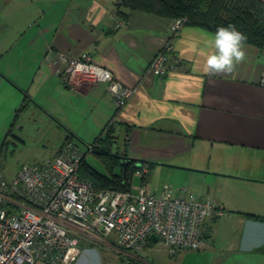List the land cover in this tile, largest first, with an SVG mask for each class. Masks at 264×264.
I'll use <instances>...</instances> for the list:
<instances>
[{
    "label": "crops",
    "instance_id": "0c3cea01",
    "mask_svg": "<svg viewBox=\"0 0 264 264\" xmlns=\"http://www.w3.org/2000/svg\"><path fill=\"white\" fill-rule=\"evenodd\" d=\"M116 3L2 0L1 164L9 136L19 138L14 131L22 130L24 121L42 120V126L62 139L51 147L53 155L66 138L92 143L115 113L105 84H65L43 60L48 49L52 54L88 52L94 62L135 87L116 115L113 152L142 159L147 168L165 166L172 174L181 168L177 165L184 170L202 167L197 157L205 151L264 157V49L245 44L246 59L233 73L208 76L199 53L208 51L205 41L214 37L213 32L184 24L173 34L172 18ZM119 17L123 23L116 27ZM168 40L173 44L175 69L159 78L147 68ZM16 170L6 175L12 177ZM236 175L241 185L251 189L248 198L200 196L216 199L225 214L205 222L199 249H181L170 256L151 239L138 249H126L114 235L100 246L120 253L116 256L109 250V257L121 264H264V178ZM97 251L85 249L74 264L86 261V254L98 257Z\"/></svg>",
    "mask_w": 264,
    "mask_h": 264
},
{
    "label": "built area",
    "instance_id": "2783aa9c",
    "mask_svg": "<svg viewBox=\"0 0 264 264\" xmlns=\"http://www.w3.org/2000/svg\"><path fill=\"white\" fill-rule=\"evenodd\" d=\"M122 23L118 20L115 26ZM184 23L185 18L174 19L171 32L175 34ZM43 60L69 86L105 84L115 106L107 127L114 125L136 90L94 62L88 52L52 54L48 49ZM175 62L168 40L147 71L163 78L175 69ZM99 146L96 140L82 151L66 138L55 154L22 163L12 177L0 161V264H74L86 246L96 249L110 235L118 245L138 249L155 234L168 254L175 256L181 249H199L205 222L225 214L216 199L200 197L185 186L149 189L144 166L134 170L126 190L96 187L80 175L79 168L87 152ZM134 176L141 177L137 185L131 183Z\"/></svg>",
    "mask_w": 264,
    "mask_h": 264
},
{
    "label": "rangeland",
    "instance_id": "374dc122",
    "mask_svg": "<svg viewBox=\"0 0 264 264\" xmlns=\"http://www.w3.org/2000/svg\"><path fill=\"white\" fill-rule=\"evenodd\" d=\"M1 2L2 0H0ZM33 119L21 123L24 125L22 130L14 131L19 138L13 137L12 133L9 136V142L2 160L5 173L8 176L9 172L12 174L22 163H34L46 159L53 153L51 147L62 141V139H57L58 135L50 128L48 129L47 125H41L42 120L33 122ZM75 143L78 144L82 151H86L87 145L91 142L86 143L85 141L76 140ZM197 158L200 160V164H203L202 167L184 170V166L177 165L181 168L176 170V174L168 172L165 166L148 167L149 178L147 187L151 190L159 191L164 185H170L174 189L185 186L199 196H212L214 193L217 195L220 193L235 196L237 199H244L249 197L251 189L247 185H241L239 182L241 180L235 178L238 177L236 175L237 172L246 173L247 176L253 178H264L261 177L264 176V157L257 158L256 155L249 154L234 153L228 155L205 151L203 155ZM85 161L89 170H94L104 175H109L111 170L121 173V165L118 163L111 164L110 160L105 156L87 152ZM224 169L229 171H223ZM140 182V176L132 177L131 183L133 185H137ZM254 194L253 191L252 195L254 196ZM110 236L108 237L109 239ZM157 244L164 246L160 242H157ZM86 248L89 247L86 246ZM96 249L98 250V257L86 254V261H82L81 264H106V262L107 264H121L118 263L119 261L116 257H109L110 249H105L102 246ZM110 251H113L114 255L120 256V253H116L115 250Z\"/></svg>",
    "mask_w": 264,
    "mask_h": 264
},
{
    "label": "trees",
    "instance_id": "16d2710c",
    "mask_svg": "<svg viewBox=\"0 0 264 264\" xmlns=\"http://www.w3.org/2000/svg\"><path fill=\"white\" fill-rule=\"evenodd\" d=\"M116 4L117 7L142 9L173 20L185 18L184 24L201 26L214 34L219 27L234 26L236 30L246 36V44L264 49V1L262 0H117ZM120 17L119 19H121ZM24 106L23 103L19 111L23 110ZM106 125L107 123L100 135L94 140L99 141L100 146L95 148L92 153L105 156L111 164H120L121 173L111 170L109 175H104L89 170L85 158L79 168V173L91 180L98 188L126 190L129 188V179L136 167L134 162H131L127 166L125 177L122 176L123 165L120 163L119 153L111 150L116 139L114 125L108 127Z\"/></svg>",
    "mask_w": 264,
    "mask_h": 264
},
{
    "label": "clouds",
    "instance_id": "9594fccd",
    "mask_svg": "<svg viewBox=\"0 0 264 264\" xmlns=\"http://www.w3.org/2000/svg\"><path fill=\"white\" fill-rule=\"evenodd\" d=\"M246 36L234 26L219 27L213 38L205 41L208 51L201 50L204 57L202 71L208 76H223L235 71L246 59Z\"/></svg>",
    "mask_w": 264,
    "mask_h": 264
},
{
    "label": "water",
    "instance_id": "95a60500",
    "mask_svg": "<svg viewBox=\"0 0 264 264\" xmlns=\"http://www.w3.org/2000/svg\"><path fill=\"white\" fill-rule=\"evenodd\" d=\"M118 157H119L120 163L123 165V174H122L123 177H125L127 166L131 162H134V166L136 168H141L142 165H143V160L142 159H135L133 157L126 156V155H123V154H119ZM150 239L153 240L154 242L158 241L157 236L155 234L150 235Z\"/></svg>",
    "mask_w": 264,
    "mask_h": 264
}]
</instances>
